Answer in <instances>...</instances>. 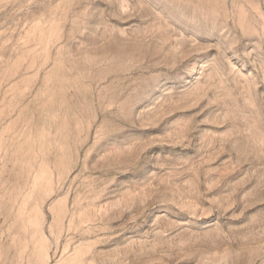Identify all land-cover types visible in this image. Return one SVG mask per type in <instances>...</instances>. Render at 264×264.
Instances as JSON below:
<instances>
[{
    "label": "rangeland",
    "instance_id": "obj_1",
    "mask_svg": "<svg viewBox=\"0 0 264 264\" xmlns=\"http://www.w3.org/2000/svg\"><path fill=\"white\" fill-rule=\"evenodd\" d=\"M0 264H264V0H0Z\"/></svg>",
    "mask_w": 264,
    "mask_h": 264
},
{
    "label": "snow or ice",
    "instance_id": "obj_2",
    "mask_svg": "<svg viewBox=\"0 0 264 264\" xmlns=\"http://www.w3.org/2000/svg\"><path fill=\"white\" fill-rule=\"evenodd\" d=\"M172 8L174 11L177 9L184 10L187 12V14L191 13L192 4L191 3H180V4H174L172 5Z\"/></svg>",
    "mask_w": 264,
    "mask_h": 264
}]
</instances>
